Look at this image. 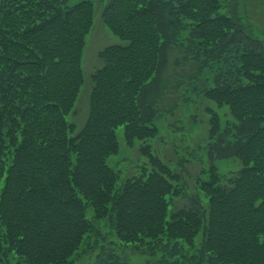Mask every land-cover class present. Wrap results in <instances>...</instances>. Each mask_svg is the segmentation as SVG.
<instances>
[{"label": "trees", "instance_id": "16d2710c", "mask_svg": "<svg viewBox=\"0 0 264 264\" xmlns=\"http://www.w3.org/2000/svg\"><path fill=\"white\" fill-rule=\"evenodd\" d=\"M229 1L106 0L102 22L123 43L100 51L76 131L66 116L83 82L94 2L0 0V264H67L84 242L98 251L94 264H127L121 248L148 253L145 264H264V41ZM177 48L176 63L213 72V87L196 95L228 108L224 129L206 108L209 162L194 193L189 174L174 186L179 173L147 144L164 117L160 88ZM119 126L130 144L145 142L147 159L123 180L106 165ZM229 158L244 167L222 179L214 161Z\"/></svg>", "mask_w": 264, "mask_h": 264}, {"label": "rangeland", "instance_id": "374dc122", "mask_svg": "<svg viewBox=\"0 0 264 264\" xmlns=\"http://www.w3.org/2000/svg\"><path fill=\"white\" fill-rule=\"evenodd\" d=\"M83 1L88 0H68L67 6H73ZM91 1L94 2L95 8L94 25L91 26L85 36V44L80 60L83 82L75 103L66 116L68 122L75 123L76 131L81 130L89 114L91 79H93V73L103 65L102 60L99 58L100 51L110 45L123 43V40L102 22L101 13L106 0ZM221 1L224 5L231 4L229 0ZM237 3L236 16L239 17L241 24L253 30V34L264 41V0H237ZM177 50L178 48L174 49L175 54L170 57L167 71L163 75V85L160 88L162 95H160L159 100L161 107L165 110L162 114L165 118L161 117L157 123V136L153 140L147 141V144L151 145L152 154L157 156L161 163L167 165L171 173H179L180 179L174 180V186H183V179L186 174H189V177L186 176L187 179L185 178L187 180L185 185L188 186L190 193H194L195 176L200 170L207 169V163L209 162L205 159V147L209 143L207 134L211 116L207 114L206 108L211 106L221 117L222 129L226 124L225 118L228 115V110L219 109L213 102H208L196 95V90L201 91L203 88L208 87L205 85L206 82L209 83V86L211 85L213 72L206 68L199 73L198 65L192 61L180 59L176 63V59L181 58V54ZM188 62L189 64H187ZM223 65V63H219L215 64L214 67L218 68ZM195 75L196 78L191 77ZM204 79L208 81H204ZM115 134L117 149L113 155L106 159V165L113 171L119 172V180H123L143 168L147 159L141 155L140 148L144 147L145 142L134 140L130 144L126 140L124 127L122 126L116 129ZM214 162L218 175L222 179L229 178L234 172L240 171L244 167V161L237 158L217 159ZM3 185L4 183L1 181L0 189ZM178 200L180 206L185 203L180 199ZM203 204L205 208L208 205L207 202ZM237 210H239L238 207L235 208V211ZM92 214L93 209L87 206L86 217L90 218ZM212 217L216 218V213ZM149 222L151 223V221ZM101 229L103 232L108 231L103 224H101ZM202 237V233L195 235L193 238L194 243L199 244ZM115 238L114 235V241ZM84 244L85 242L81 244L67 264L95 263L98 254L97 249L88 251ZM117 254V258L121 261L125 260L127 264H145L148 260L149 263L153 261L148 253L142 254L131 249L121 248L117 251Z\"/></svg>", "mask_w": 264, "mask_h": 264}]
</instances>
